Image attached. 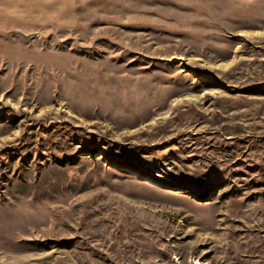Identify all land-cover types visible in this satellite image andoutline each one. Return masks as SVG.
<instances>
[{"label": "rangeland", "instance_id": "rangeland-1", "mask_svg": "<svg viewBox=\"0 0 264 264\" xmlns=\"http://www.w3.org/2000/svg\"><path fill=\"white\" fill-rule=\"evenodd\" d=\"M0 264H264V0H0Z\"/></svg>", "mask_w": 264, "mask_h": 264}, {"label": "water", "instance_id": "water-1", "mask_svg": "<svg viewBox=\"0 0 264 264\" xmlns=\"http://www.w3.org/2000/svg\"><path fill=\"white\" fill-rule=\"evenodd\" d=\"M16 33L22 35L26 39H34V38H38L40 36L39 32L25 33L23 31L18 30V31H16Z\"/></svg>", "mask_w": 264, "mask_h": 264}]
</instances>
